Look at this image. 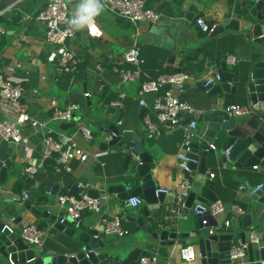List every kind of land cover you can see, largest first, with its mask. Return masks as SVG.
<instances>
[{
    "label": "crops",
    "instance_id": "crops-1",
    "mask_svg": "<svg viewBox=\"0 0 264 264\" xmlns=\"http://www.w3.org/2000/svg\"><path fill=\"white\" fill-rule=\"evenodd\" d=\"M70 14L74 11L78 0H66ZM149 9H153L162 16L157 24H133L119 16L102 10L96 18L95 26L83 31H77L71 48L75 53L79 65L76 72L66 73L58 71L59 51L50 47L44 39V30L34 20L41 9L40 0H0V41L3 39L4 51L0 54V72L6 79L21 85L25 96L22 102L27 106L30 117L38 120H47L51 117L54 108H65L69 104H76L80 110L75 114V121L71 124L51 123L50 128L57 134L74 135L76 144L84 151L90 153L85 162L73 161L70 173H57L52 161L45 163L44 168L32 178L21 176L22 148H15L0 140V175L5 163L10 161V168L6 169L5 176H0V216L5 224L13 226V231L20 233L22 226L34 224L38 229L45 230L47 236L42 246L37 248L43 254L44 264H50L48 255L53 251H60L59 244L69 245L71 251L63 250L64 254L76 253L71 240L60 232L56 225L61 212L56 208V199L59 195H78L77 185L84 184L89 191L99 194L106 187L123 185L125 192H131L138 187V182L131 179L137 162L131 160L128 164L125 159L130 153H118L111 148L104 150L102 145L108 140L105 131L115 126L122 132L138 134L144 152L150 156L152 163L150 171L152 180L158 190L173 193L186 179L185 173L179 168L177 155L183 143V128L188 124L189 118L182 116L179 126L165 125L161 128L162 135L154 141L144 137V119L155 121L153 106L155 100L161 97L167 89L159 90L144 96L146 107L139 106V91L143 83L155 81L161 75L175 74L179 71L193 77L181 99L188 102L193 110L200 115L197 118L198 129H201L199 119L210 115H221L222 109L229 105L246 106L243 94H236L224 99L222 95L214 98L208 97L203 91L201 81L205 78L207 68L222 70L217 63H223L228 75L227 81L231 85L238 84L248 73L254 56L260 55L259 46L249 40L248 33L227 32L214 40H208L209 34L200 31L196 21L203 18L212 27L226 25L230 20H249L248 5L237 3L234 0H144ZM261 13L264 14V6ZM25 17L33 20L24 21ZM170 36H169V35ZM175 38V39H174ZM175 40V41H174ZM173 42V43H172ZM172 50H168L169 47ZM138 47L143 60L141 76L139 79L122 83L120 77L114 73L115 62L121 55L132 47ZM172 55L182 57L179 66L169 62ZM195 55L193 63L190 56ZM227 57L235 59L234 65L225 63ZM124 70H132L129 65L120 66ZM88 93L89 98H83ZM121 94L124 95L121 98ZM120 102L122 108H112L111 104ZM245 104H244V103ZM8 117V112L2 110L0 119ZM122 126H118L119 123ZM87 127L93 140L86 142L75 131V124ZM68 126V129H62ZM28 137V145L33 151V160L39 159L42 147L38 140L29 136V128L24 129ZM122 145V144H121ZM121 145H119L121 147ZM128 172V176L125 173ZM208 173L213 175L215 183L214 193L223 205L225 214L217 219L218 228L226 229L225 221L236 220L248 215L251 211H258L264 207L253 202L240 187L246 184L257 187L264 184V174L259 168L254 170H238L231 166L208 165ZM240 180L246 182L241 184ZM25 192L28 199L21 200ZM102 201L101 213L109 216L122 215L139 216L144 205L135 210H122L123 201L118 200V194H100ZM141 198V197H140ZM142 199V198H141ZM21 201L39 212L34 216L25 210ZM175 204V203H174ZM165 207L163 216L156 218L158 227L171 228V221L181 233L199 234V219L181 210L180 218L171 219L170 208ZM238 207L242 215H234L231 210ZM186 216L187 219H184ZM56 218V221L51 220ZM99 216L86 213L80 226L68 224L67 229L79 232L80 227L99 229ZM10 219L14 223L10 224ZM125 219V218H124ZM169 219V220H167ZM254 230H247V239L252 231L264 224V217H254ZM17 223V224H16ZM123 227L129 232L125 238H117L108 244L117 245L124 250V254L138 247L135 239L131 237L134 228L124 220ZM214 230V229H213ZM208 234V230H203ZM80 251L83 245H77ZM196 259L192 263H185L180 258V250L185 247H173L153 244L151 247H142L143 255H152L157 258V264H201L197 249L190 245ZM100 253L96 251L95 254ZM219 264L228 262L227 255H215ZM48 261V262H46ZM1 263V261H0ZM3 264H9L2 261ZM243 264H250L247 256ZM258 264V263H254Z\"/></svg>",
    "mask_w": 264,
    "mask_h": 264
},
{
    "label": "water",
    "instance_id": "water-1",
    "mask_svg": "<svg viewBox=\"0 0 264 264\" xmlns=\"http://www.w3.org/2000/svg\"><path fill=\"white\" fill-rule=\"evenodd\" d=\"M263 6L264 0H259L254 7L246 8L249 20H230L224 26L215 27L207 36L210 42L227 32L240 30L255 39L254 43L259 46L260 55L254 56L250 70L238 84L232 86L222 70H218L221 77L219 84L209 91L203 88V91H206L208 97L211 98L222 95L226 100L236 94H243L246 106L250 109V115L230 117L222 113L199 119L200 136L192 142L191 151L187 154L189 173L185 177L190 182L191 188L187 197L182 201V212L191 217L196 216L195 211L198 210V207L207 210L211 204L218 201V197L214 193L215 183L210 179L208 173V165L221 164L238 170L258 167L259 172L264 174V14L261 13ZM172 47L173 45L168 50H172ZM181 58L172 55L169 62L179 66ZM166 89L168 90L169 87ZM186 89L187 86L184 87L185 91ZM68 128L70 127H62V129ZM105 134L108 140L102 145L104 150L111 148L118 153H134L137 158V165L134 167L131 177L138 182L137 188L131 192H125L124 186L118 185L106 187L100 194H105V191L108 194H118L119 201H125L131 197L142 198L145 205L140 210L139 216L124 217L126 223L134 228L131 237L135 239L138 247L125 255L123 248L115 244H108L117 239L115 235L103 237L100 229H89L82 226L79 232H74L57 223L56 228L60 232L64 231V235L71 240V246L74 247L76 253L64 254L63 250L71 251L73 248L66 244H59L60 251H53L48 255L50 264H136L144 252L140 248L151 247L154 243L168 247L193 245L197 249L201 264H219V258L214 256L217 254L227 255L234 245L246 244L248 241L247 230L252 228L254 217H264V213L259 214V211L262 210L260 209L251 211L250 214L244 215L242 218L229 221L227 229H220L215 223L214 232L211 235L205 234L200 224L199 234L181 233L174 224V222H178L175 220L171 221V228L158 227L154 220L163 216L165 207L174 205L175 195L173 193L156 194L157 189L150 171L152 159L144 152L138 134L122 132L115 126L110 127L105 131ZM125 161L129 164L130 156H127ZM7 168H10V161L5 163L0 176H5ZM240 182L243 185L246 184L244 180H240ZM245 187L250 191L255 190L248 184ZM100 194L95 191L88 192V195L93 199H98ZM74 197H77V194ZM249 198L264 207V184ZM21 205L30 214L39 216V212L28 204L21 201ZM51 220L56 221V218H51ZM5 226L4 218L1 215L0 264H3L2 261H7L9 264H44L41 252L28 247L19 233L10 234L4 228ZM255 232L258 243L247 244L246 256L250 264H264V224L259 225ZM77 245H83L84 249L77 251ZM96 251H100V253L96 255Z\"/></svg>",
    "mask_w": 264,
    "mask_h": 264
},
{
    "label": "built area",
    "instance_id": "built-area-1",
    "mask_svg": "<svg viewBox=\"0 0 264 264\" xmlns=\"http://www.w3.org/2000/svg\"><path fill=\"white\" fill-rule=\"evenodd\" d=\"M41 9L35 16L34 20L44 30L45 42L52 48L59 51L58 71L66 73H74L77 70L79 61L71 48V43L75 40L77 31H69L67 20L71 14L69 5L66 0H40ZM237 3L256 5L259 0H234ZM102 10H106L111 14L119 16L133 24L148 23L157 24L162 20V16L153 9H149L145 5L144 0H100ZM33 20L31 17H25L24 21ZM200 31L204 34H210L213 30L203 18H198L196 21ZM249 40L254 42L255 39L250 36ZM143 60L140 56V50L134 46L121 55L119 61L115 62L114 73L118 75L122 83H129L135 81L141 76V67ZM225 63L229 65L235 64L233 57H227ZM129 65L132 70H124L120 66ZM192 81H196L193 77L183 73H175L171 75H161L155 81H147L143 83L139 91V106L146 107L144 96L151 93H157L159 90L166 89V92L161 97L155 100L153 110L155 112V121L146 117L144 119V137L148 141H154L161 137V128L165 125L179 126L182 116H187L190 122L183 128V143L177 155L179 160V168L185 175L189 173L187 168V154L191 151L192 142L200 136L198 129L197 118L200 115L196 113L191 105L181 99L184 94V87L189 85ZM221 81L220 74L214 70L213 67L207 68L206 76L201 81V85L207 91L219 84ZM25 96L24 88L6 79L2 72H0V113L2 110L8 112V117L0 119V140L7 145L15 148H22L24 158L22 160L21 176L23 178L32 179L39 171H41L45 163L52 161L55 165L57 173H70L71 163L79 161L85 163L90 158V153L80 148L75 140L74 135L57 134L51 128V123L56 124H71L75 121V114L80 110L76 104H69L65 108H54L52 115L47 120H38L30 117L27 106L22 102ZM124 97L123 94L120 96ZM83 98H89L88 93L83 94ZM112 108H122L120 102L111 104ZM222 113L230 117H240L250 115V109L247 106L229 105L222 109ZM118 126H122L120 122ZM28 127L29 136L36 138L39 145L42 147V153L39 159L33 160V151L28 145V137H26L24 129ZM75 131L86 142L93 140L91 131L81 125L75 124ZM131 160L137 162L134 153L129 154ZM224 166V165H223ZM257 170V168H253ZM125 173V176H128ZM214 178L210 174V179ZM191 188L190 182L185 179L182 184L174 192L175 204L170 208L171 219L180 218V212L183 208L182 201L188 195ZM261 185L255 187L254 191L247 190L246 187L241 186L240 191L244 192L247 197L259 190ZM89 187L84 184H78L77 197L69 195H59L56 199V208L61 212L58 218V224L66 226L73 224L80 226L83 221V215L92 213L98 215L99 229L103 237L115 235L117 238H125L129 236V232L123 227L124 217L122 215L109 216L101 213L102 199H93L88 195ZM158 193H169L165 190H158ZM28 199L27 193L21 194V200ZM144 205V201L140 197H131L122 204V210H135ZM232 214L238 216L243 212L238 207H233ZM223 205L217 201L210 205L205 210L198 207L195 211L196 217L199 218L200 226L204 230H208L211 235L214 230V224L217 219L225 214ZM264 209L259 211L263 214ZM187 219L186 216H183ZM14 219H10V224L14 223ZM228 222H224V226L228 228ZM13 233V226L4 227ZM21 239L25 244L34 248L35 250L42 246L43 239L47 236L45 230L38 229L34 224H28L20 228L19 233ZM257 244L256 232L252 231L249 235L248 241L244 245H234L227 254L228 262L226 264H243L246 258L247 244ZM180 258L185 263H192L196 259V254L191 247H185L180 250ZM136 264H157V258L152 255L141 256Z\"/></svg>",
    "mask_w": 264,
    "mask_h": 264
},
{
    "label": "clouds",
    "instance_id": "clouds-1",
    "mask_svg": "<svg viewBox=\"0 0 264 264\" xmlns=\"http://www.w3.org/2000/svg\"><path fill=\"white\" fill-rule=\"evenodd\" d=\"M100 0H78L74 11L67 20L69 31H83L95 26V21L101 15Z\"/></svg>",
    "mask_w": 264,
    "mask_h": 264
},
{
    "label": "trees",
    "instance_id": "trees-1",
    "mask_svg": "<svg viewBox=\"0 0 264 264\" xmlns=\"http://www.w3.org/2000/svg\"><path fill=\"white\" fill-rule=\"evenodd\" d=\"M1 41H3V39H2ZM1 41H0V54L4 51V48H5V45H4L3 42H1ZM194 60H195V55H191V56H190V62L193 63ZM217 66H218L220 69L224 70L226 76H229V75H228V72H227L226 68L224 67V64H223V63H220V62H219V63H217ZM243 103H244V102H243ZM244 104H245V103H244ZM240 106H244V105H240Z\"/></svg>",
    "mask_w": 264,
    "mask_h": 264
}]
</instances>
